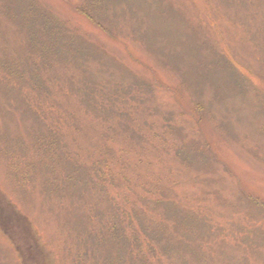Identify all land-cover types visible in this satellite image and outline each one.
Returning <instances> with one entry per match:
<instances>
[{
    "label": "rangeland",
    "instance_id": "obj_1",
    "mask_svg": "<svg viewBox=\"0 0 264 264\" xmlns=\"http://www.w3.org/2000/svg\"><path fill=\"white\" fill-rule=\"evenodd\" d=\"M0 264H264V0H0Z\"/></svg>",
    "mask_w": 264,
    "mask_h": 264
},
{
    "label": "trees",
    "instance_id": "obj_2",
    "mask_svg": "<svg viewBox=\"0 0 264 264\" xmlns=\"http://www.w3.org/2000/svg\"><path fill=\"white\" fill-rule=\"evenodd\" d=\"M96 172H98L99 173V171H97L96 170ZM101 174L99 173V175H97V177H98V179H100V180H102V175L100 176ZM121 217H122V220L121 221H118L117 222V225H113V224H111L109 227H110V233L112 232V233H114V232H116L115 230H117L118 231V233L116 232V233H114V234H116V236L118 237V239L120 240L121 239V236H122V239H123V237H124V228H126L125 226V222H124V217H126V215L124 214V212L123 211H121ZM129 225V224H128ZM126 236V235H125ZM149 245V244H148ZM132 251L133 250H136V253H138L139 252V248H138V246L136 247V249H131ZM152 249H150V251H151ZM141 260H143V258L141 259Z\"/></svg>",
    "mask_w": 264,
    "mask_h": 264
}]
</instances>
